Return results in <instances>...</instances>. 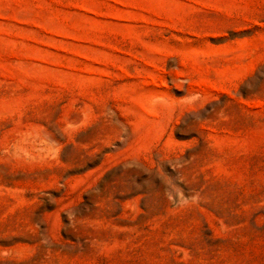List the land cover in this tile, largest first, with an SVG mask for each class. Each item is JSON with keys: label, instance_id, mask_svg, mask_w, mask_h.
Instances as JSON below:
<instances>
[{"label": "rangeland", "instance_id": "obj_1", "mask_svg": "<svg viewBox=\"0 0 264 264\" xmlns=\"http://www.w3.org/2000/svg\"><path fill=\"white\" fill-rule=\"evenodd\" d=\"M0 264H264V0H0Z\"/></svg>", "mask_w": 264, "mask_h": 264}]
</instances>
